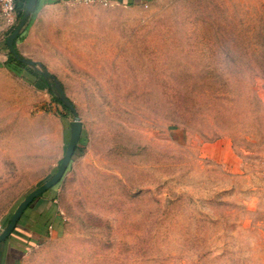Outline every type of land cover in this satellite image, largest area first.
Listing matches in <instances>:
<instances>
[{
    "label": "rangeland",
    "instance_id": "374dc122",
    "mask_svg": "<svg viewBox=\"0 0 264 264\" xmlns=\"http://www.w3.org/2000/svg\"><path fill=\"white\" fill-rule=\"evenodd\" d=\"M47 15L26 67H0V232L75 120L81 153L22 219L43 235L24 264H264V0Z\"/></svg>",
    "mask_w": 264,
    "mask_h": 264
},
{
    "label": "crops",
    "instance_id": "0c3cea01",
    "mask_svg": "<svg viewBox=\"0 0 264 264\" xmlns=\"http://www.w3.org/2000/svg\"><path fill=\"white\" fill-rule=\"evenodd\" d=\"M71 1L81 0H36L26 20L25 25L18 34V37L15 41V48H17L21 52L28 54L37 52L39 50V47L43 44V40L47 37V27L51 26V24L53 25V23L56 22V19L48 16L47 13L53 11L56 7L60 6L63 3ZM155 1L156 0H91V2L99 3L101 5H104L103 3L105 2L106 5L104 6L106 7L121 6L126 8L148 7ZM25 7L23 9V12L25 10ZM22 15L17 18V14L15 12L14 21L8 22L7 19L0 13V67L2 68H5V65H7V61L11 53L5 44L6 38L13 30L16 23H18ZM39 32L41 33L39 34ZM35 85L40 88L37 82ZM224 143L225 142H217L215 144L208 145L207 147L205 146L202 152H206L209 156H217L219 154L221 155L223 152L231 151L230 142L226 141L225 146L222 147ZM44 194L37 198L24 211L12 234L6 240L0 242V264H24L25 255L29 251V248L37 245L38 241L40 240L39 237L42 236L43 238L42 232H40L39 230L34 229L33 231L28 233L27 231H25V227L20 223L23 218L27 217L26 213L31 211L36 203L40 202L41 199H43ZM29 217L33 218L31 216ZM27 221H33V219H28Z\"/></svg>",
    "mask_w": 264,
    "mask_h": 264
},
{
    "label": "water",
    "instance_id": "95a60500",
    "mask_svg": "<svg viewBox=\"0 0 264 264\" xmlns=\"http://www.w3.org/2000/svg\"><path fill=\"white\" fill-rule=\"evenodd\" d=\"M36 0H28L27 5L25 7V10L23 12L22 17L18 21V24L16 28L13 30L11 34H9L6 38L5 44L8 48V50L14 55V57L21 62V60L18 57L16 48H15V41L18 37L19 32L23 28L24 24L26 23V20L31 12V9L33 5L35 4ZM43 76L46 79H49V75L43 74ZM73 115L76 116V113L74 109H72ZM81 134V123L78 120H75L72 123V132L70 135V139L64 154V157L62 158L56 172L53 174V176L50 177L46 182L38 186L36 189L31 191L17 206L16 210L14 211L13 215L11 216L9 222L5 226V228L0 232V242L6 240L12 232L15 230L22 214L24 211L40 196H42L45 192L50 190L52 187L57 185L61 179L63 178L64 173L67 170V167L69 166L76 147L77 143L80 139Z\"/></svg>",
    "mask_w": 264,
    "mask_h": 264
},
{
    "label": "trees",
    "instance_id": "16d2710c",
    "mask_svg": "<svg viewBox=\"0 0 264 264\" xmlns=\"http://www.w3.org/2000/svg\"><path fill=\"white\" fill-rule=\"evenodd\" d=\"M28 0H16L15 2V12L17 14V18L20 17L23 13V9L26 5ZM7 65L8 66H12V65H15L17 68L19 69H24L26 66L22 63V62H19L12 53H10V56H9V59L7 61ZM44 77V76H43ZM45 78V77H44ZM38 79V78H37ZM46 79V78H45ZM39 86L41 87L42 85H44V82L42 80H37ZM45 81V80H44ZM56 100V99H55ZM58 101V100H56ZM80 151L78 150V148H76L75 150V153H74V156L75 157L76 155H80Z\"/></svg>",
    "mask_w": 264,
    "mask_h": 264
},
{
    "label": "built area",
    "instance_id": "2783aa9c",
    "mask_svg": "<svg viewBox=\"0 0 264 264\" xmlns=\"http://www.w3.org/2000/svg\"><path fill=\"white\" fill-rule=\"evenodd\" d=\"M82 2H91V0H81ZM16 0H0V13L8 22L14 21ZM106 5V3H103ZM262 173L264 175V160L262 162Z\"/></svg>",
    "mask_w": 264,
    "mask_h": 264
}]
</instances>
